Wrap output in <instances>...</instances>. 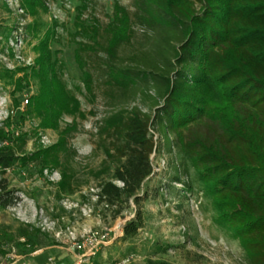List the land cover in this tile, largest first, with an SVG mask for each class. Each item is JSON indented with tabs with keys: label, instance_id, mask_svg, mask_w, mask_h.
<instances>
[{
	"label": "trees",
	"instance_id": "obj_1",
	"mask_svg": "<svg viewBox=\"0 0 264 264\" xmlns=\"http://www.w3.org/2000/svg\"><path fill=\"white\" fill-rule=\"evenodd\" d=\"M19 2L22 16H36L47 8L46 0ZM136 5L137 18L153 31L154 42L151 50L130 57V64L119 55L120 47L132 36L128 9L115 3L113 20L102 31L96 22L88 24L83 18L89 7L86 0L77 8L78 34L101 44L108 57L105 67L110 76L108 91L115 94L112 100L127 94L147 95L150 89L154 92V115L137 107L127 112L122 108L99 120L93 136L104 158L91 173L98 180L94 205H102L116 218L131 207L130 201L135 204V216L123 227L126 240L144 227L141 206L148 194L141 190L145 180L156 174L152 163L156 144L150 133L154 127L169 149L175 146L182 160L198 172L220 223L239 241L247 264H264V0H136ZM53 37L49 29L41 34L36 20L6 27L0 33V53L13 58L21 53L15 47L28 42L37 54L30 72L1 66L0 79L15 85L29 74L36 79L31 114L39 119L40 128L59 132L56 143L26 152L25 135L16 138L9 125L0 127L2 208L17 199L4 176L17 164L39 161L42 172L57 169L60 189H71L69 169L75 150L68 140L76 127L73 123L60 129L59 121L80 110L77 98L58 76ZM86 47L78 43L75 50L81 68ZM21 70L22 78L17 77ZM83 74L92 89L91 74L87 70ZM186 173V168L176 167L173 184L186 188ZM176 208L181 210L182 203ZM26 241L34 245L33 252L38 250V240L28 236ZM171 247L158 242L153 254ZM147 264L175 263L148 258Z\"/></svg>",
	"mask_w": 264,
	"mask_h": 264
},
{
	"label": "rangeland",
	"instance_id": "obj_2",
	"mask_svg": "<svg viewBox=\"0 0 264 264\" xmlns=\"http://www.w3.org/2000/svg\"><path fill=\"white\" fill-rule=\"evenodd\" d=\"M86 1L89 7L83 18L88 24L96 22L102 31L113 20L115 3L128 9L132 36L119 49L125 63L130 64V57L134 54L151 50L154 34L137 18L136 0ZM82 2L46 0L47 8L39 10L36 16H22L24 10L20 9L19 0H0V33L6 27L35 20L40 25L41 34L48 29L53 31V50L58 52V76L66 90L77 98L80 110L76 116L65 114L59 121L60 129L73 123L76 127L68 140L75 150L69 169L71 189L61 190L58 185L60 172L50 168L42 172L39 161L17 164L4 174L17 199L6 208L0 207V264H15L13 261L17 258L43 264L49 255L61 264H108L126 258L125 264H147L148 258L166 259L175 264H247L239 241L220 223L212 197L205 190L198 172L189 161L182 160V154L175 146L171 144L169 149L170 145L154 127L150 133L154 135L156 144L152 154L156 174L145 180L141 190V194H148L141 206L144 227L133 239L126 240L123 227L135 216V204L130 201L131 207L116 218L102 205H94L98 180L91 173L100 167L104 158L95 145L97 138L93 136L99 120L108 112L122 108L127 112L137 107L154 115V92L150 89L147 95L127 94L117 101L112 100L115 94L108 91L110 76L105 67L108 57L103 47L78 34L75 21L77 8ZM196 7L199 8L198 2ZM78 43L88 46L82 51L83 68L75 57ZM15 49L21 50L20 55L19 52L13 58L4 55L7 59L0 62V67L11 70L24 68L30 72L37 56L32 44L25 42ZM86 70L92 76V89L84 81L83 72ZM23 76V70L17 73V77ZM27 76V80L17 85L0 79V94L5 98L9 111L3 126L9 125L16 138L25 135V151L34 152L38 147L56 143L59 132L37 126L39 119L31 114V98L38 90V82L30 74ZM26 99L29 100L27 103ZM109 102L113 104L109 105ZM170 140H175V137L171 136ZM176 167L181 171L187 169L183 179V183L188 185L186 188L173 184ZM178 203L183 205L181 210L176 208ZM24 231L28 232L27 236L22 235ZM88 231L109 235V241L95 255L81 262V258L72 253V245ZM28 236L38 240L40 251L37 253L32 254L34 245L27 243ZM158 242L172 247L165 253L153 254Z\"/></svg>",
	"mask_w": 264,
	"mask_h": 264
},
{
	"label": "built area",
	"instance_id": "obj_3",
	"mask_svg": "<svg viewBox=\"0 0 264 264\" xmlns=\"http://www.w3.org/2000/svg\"><path fill=\"white\" fill-rule=\"evenodd\" d=\"M7 58L4 54L0 53V62L6 60ZM29 100L26 99L27 103ZM9 116V111L7 110L6 100L0 94V127L4 125V121ZM109 241V235L102 234L100 232L88 231L85 233L80 240H75L72 245V253L75 257L81 258V262L86 261V258L91 255H95L99 249L104 246ZM34 254V253H33ZM14 259V254L12 255ZM128 258L122 259L121 261L112 262L108 264H125ZM15 264H32L31 261L25 258L14 259ZM43 264H61L54 256H49L45 263Z\"/></svg>",
	"mask_w": 264,
	"mask_h": 264
},
{
	"label": "crops",
	"instance_id": "obj_4",
	"mask_svg": "<svg viewBox=\"0 0 264 264\" xmlns=\"http://www.w3.org/2000/svg\"><path fill=\"white\" fill-rule=\"evenodd\" d=\"M41 250H42V249H41ZM38 251H40V250L34 251V252H32V254H33V253H37ZM49 256H51V255H49Z\"/></svg>",
	"mask_w": 264,
	"mask_h": 264
}]
</instances>
